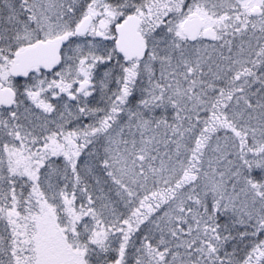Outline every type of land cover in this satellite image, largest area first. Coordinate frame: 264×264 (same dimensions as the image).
<instances>
[{
    "label": "snow or ice",
    "instance_id": "6c2138e0",
    "mask_svg": "<svg viewBox=\"0 0 264 264\" xmlns=\"http://www.w3.org/2000/svg\"><path fill=\"white\" fill-rule=\"evenodd\" d=\"M0 264H264V0H0Z\"/></svg>",
    "mask_w": 264,
    "mask_h": 264
}]
</instances>
